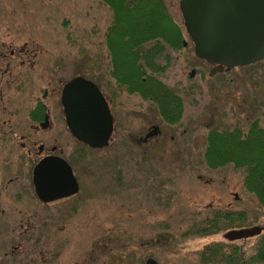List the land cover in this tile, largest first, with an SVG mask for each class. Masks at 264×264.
<instances>
[{
    "label": "rangeland",
    "instance_id": "obj_1",
    "mask_svg": "<svg viewBox=\"0 0 264 264\" xmlns=\"http://www.w3.org/2000/svg\"><path fill=\"white\" fill-rule=\"evenodd\" d=\"M164 2L183 27L179 0ZM3 7L9 19L0 31L9 28L19 34L12 36L13 42L5 34L0 40L39 46L45 60L58 55L70 63L69 76L78 64L92 61L96 51L101 60H109L104 35L111 12L98 0H10ZM184 40L187 45L174 53L165 79L183 98L181 120L166 124L149 101L141 103L135 96L126 100L131 109L125 121L116 110L119 124L109 145L86 149L77 166L83 206L77 226L66 233L69 247L54 264H145L147 257L158 264H199L198 252L219 242L229 251L243 244L248 255L254 252L257 236L230 241L224 234L253 226L264 232V208L244 188L242 170L210 168L203 153L210 128L246 130L247 122L256 118L264 124V60L209 75L185 31ZM193 68L196 72L189 77ZM124 124L130 130H123ZM151 125L160 133L142 143ZM215 211H245L247 221L233 227L225 223L216 234L181 237L206 225ZM12 235L9 243L0 237V253L16 245ZM9 256L0 254V264L11 262Z\"/></svg>",
    "mask_w": 264,
    "mask_h": 264
},
{
    "label": "flooded vegetation",
    "instance_id": "obj_2",
    "mask_svg": "<svg viewBox=\"0 0 264 264\" xmlns=\"http://www.w3.org/2000/svg\"><path fill=\"white\" fill-rule=\"evenodd\" d=\"M6 1L10 0H0L3 27L4 20L7 23L9 19L3 7ZM2 34L10 36L13 42L12 36L19 33H11L7 28L5 33L0 31ZM12 42L0 40V237L9 243L13 233L16 245L10 252L0 254L10 253L11 262L7 264H54L69 247L66 233L77 226L83 206L77 166L85 158L86 149L104 148H92L70 132L62 103L64 85L76 76L92 81L108 103L113 131L119 124L116 110L123 121L128 118L126 111L131 109L126 102L128 97L135 96L141 103L147 100L138 93H129L120 82L115 55L108 54L109 60L103 61L96 51L92 61L78 64V69L69 76L70 63L65 59H57L55 54L56 59L45 60L39 46ZM202 61L209 66V75L213 69L218 73L229 70L224 67L218 71L215 65ZM192 70L194 74L196 69ZM124 126L123 130H130L127 124ZM43 161L47 163L45 174L35 177V168ZM66 165L72 169L78 189L62 196L72 186ZM37 184L42 185L46 198L38 193ZM10 228L13 230L9 232ZM2 233L10 238H4ZM37 255L40 258L36 261Z\"/></svg>",
    "mask_w": 264,
    "mask_h": 264
},
{
    "label": "trees",
    "instance_id": "obj_3",
    "mask_svg": "<svg viewBox=\"0 0 264 264\" xmlns=\"http://www.w3.org/2000/svg\"><path fill=\"white\" fill-rule=\"evenodd\" d=\"M100 2L111 12L104 42L109 56H116L120 82L127 86L129 93H138L149 101L166 124L179 123L184 101L165 79L175 61L174 53L183 48L184 26L172 18L164 0ZM246 128H210L203 158L213 169L231 165L242 170L244 188L264 208V124L256 118L248 121ZM214 213L212 219H206V225L194 231L188 229L181 237L216 234L225 223L233 227L247 221L245 211ZM256 236L258 240L252 254L245 252L243 244L229 251L219 242L199 251L197 261L199 264H264V232Z\"/></svg>",
    "mask_w": 264,
    "mask_h": 264
},
{
    "label": "water",
    "instance_id": "obj_4",
    "mask_svg": "<svg viewBox=\"0 0 264 264\" xmlns=\"http://www.w3.org/2000/svg\"><path fill=\"white\" fill-rule=\"evenodd\" d=\"M179 10L193 43L194 55L215 65L218 71L264 60V0H179ZM183 44L186 45L185 40ZM214 72L215 69L211 70L210 75ZM62 103L70 132L78 141L92 148L109 145L113 133L112 115L105 97L92 81L81 76L71 79L62 90ZM159 133V127L153 125L140 140L145 143ZM46 167V161L40 162L35 168V177L45 174ZM65 168L72 186L62 196L78 189L72 169L69 165ZM42 189V185L37 184L38 193L46 198ZM261 232V227L253 226L229 230L224 237L233 241ZM145 264L158 262L149 257Z\"/></svg>",
    "mask_w": 264,
    "mask_h": 264
}]
</instances>
